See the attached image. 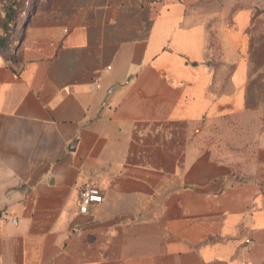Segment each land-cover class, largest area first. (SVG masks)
<instances>
[{"label": "crops", "instance_id": "1", "mask_svg": "<svg viewBox=\"0 0 264 264\" xmlns=\"http://www.w3.org/2000/svg\"><path fill=\"white\" fill-rule=\"evenodd\" d=\"M50 1L0 54V264H264V0Z\"/></svg>", "mask_w": 264, "mask_h": 264}, {"label": "rangeland", "instance_id": "2", "mask_svg": "<svg viewBox=\"0 0 264 264\" xmlns=\"http://www.w3.org/2000/svg\"><path fill=\"white\" fill-rule=\"evenodd\" d=\"M50 4V0H0V42L5 43V54L17 47L32 15L48 12Z\"/></svg>", "mask_w": 264, "mask_h": 264}, {"label": "built area", "instance_id": "3", "mask_svg": "<svg viewBox=\"0 0 264 264\" xmlns=\"http://www.w3.org/2000/svg\"><path fill=\"white\" fill-rule=\"evenodd\" d=\"M89 86L92 90H98L101 87L99 77L93 76L89 82ZM101 201L102 194L95 183L88 182L79 190L78 208L80 212H87L90 205L100 203Z\"/></svg>", "mask_w": 264, "mask_h": 264}, {"label": "trees", "instance_id": "4", "mask_svg": "<svg viewBox=\"0 0 264 264\" xmlns=\"http://www.w3.org/2000/svg\"><path fill=\"white\" fill-rule=\"evenodd\" d=\"M3 48H5V43L2 41V42H0V54L5 53L4 50H3ZM15 49L12 52H10V53H8L6 55L9 56V57H12Z\"/></svg>", "mask_w": 264, "mask_h": 264}]
</instances>
